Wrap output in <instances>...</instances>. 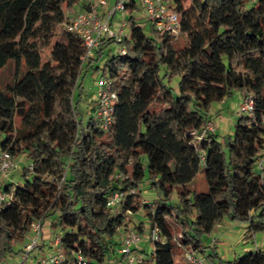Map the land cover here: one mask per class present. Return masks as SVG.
<instances>
[{"label":"trees","instance_id":"16d2710c","mask_svg":"<svg viewBox=\"0 0 264 264\" xmlns=\"http://www.w3.org/2000/svg\"><path fill=\"white\" fill-rule=\"evenodd\" d=\"M168 1L181 15L183 46L146 20L147 34L133 1L126 55L103 41L87 63L91 71L104 54L109 57L102 76L113 79L118 99L105 133L93 114L86 124L78 119L82 40L64 28L55 40L66 9L79 0H0V71L12 65L10 82L0 88V154L24 155L32 166L17 183H4L10 199L0 202V263L39 221L41 239L48 226L61 234L62 248L76 254L60 264H81L79 257L106 264L118 254L119 229L142 210L150 231L162 236L151 242V261L144 264H182L177 242L216 264V241L207 253L202 236L225 220L246 224L248 237L264 231V179L255 170L264 157V0ZM174 77L176 95L166 82ZM238 92L253 98V117L240 115L233 135L220 140L211 132L195 147L189 132L212 120L214 103ZM201 169L208 192L200 194L187 186ZM118 173L128 178L116 181ZM143 183L159 197L149 206L140 193L130 194ZM115 191L126 193L119 215L106 206ZM174 191L178 205L171 203ZM138 231L144 233V223ZM219 264H264V252Z\"/></svg>","mask_w":264,"mask_h":264},{"label":"built area","instance_id":"2783aa9c","mask_svg":"<svg viewBox=\"0 0 264 264\" xmlns=\"http://www.w3.org/2000/svg\"><path fill=\"white\" fill-rule=\"evenodd\" d=\"M135 0H117L111 4L108 0H79L82 6L80 10L71 9L65 13V20L62 27L77 34L85 47V62L95 57V52L103 41H110L116 48L115 54L126 55V42L130 34L126 33L128 27L126 16L129 15L128 5ZM248 5H254L258 0H245ZM142 17L146 19L159 33L168 34L176 39L180 37V18L181 15L172 8V3L168 0H140ZM84 65V64H83ZM79 81V78L77 82ZM113 79L109 76L103 77L99 82V90L95 98V110L93 118L98 128L107 133L110 132L114 123V105L117 102V94L113 91ZM239 115L253 117L254 101L251 96L244 97L239 105ZM264 123V121H263ZM216 131L214 122L209 121L202 129H194L189 132L193 138L195 147L211 132ZM31 169V164L28 165ZM259 168L263 172V161L259 162ZM18 170V163L8 152L0 154V202L10 199L3 192L4 182L13 172ZM116 181L122 182L128 175L118 173L114 175ZM134 189L130 194H134ZM126 200V193L115 191L107 197L106 206L113 215H119ZM149 206L150 203L144 202ZM130 214V213H129ZM125 228V233L119 243L117 253L122 257V264H144V257L136 253V247L144 240V235L130 227ZM41 221L33 226L34 239L23 248L20 259L21 264H30L31 258L41 240ZM255 239V236H254ZM147 240L154 243L162 240V236L157 229L150 231ZM61 234L54 237L53 244L56 251L50 255L42 257L36 264H60L64 257L62 253ZM213 241L212 245L214 244ZM177 248L183 254L184 264H211L200 253L192 248H186L177 242ZM81 264H88L81 257L78 258ZM1 264V263H0ZM98 264V263H93Z\"/></svg>","mask_w":264,"mask_h":264},{"label":"rangeland","instance_id":"374dc122","mask_svg":"<svg viewBox=\"0 0 264 264\" xmlns=\"http://www.w3.org/2000/svg\"><path fill=\"white\" fill-rule=\"evenodd\" d=\"M137 2L138 5V9H139V13H138V17L140 18V21L142 22H146V19H144L142 17V8H141V2L140 0H135ZM130 13V10H129ZM134 15L136 16L137 14L134 13ZM126 18L128 19V15L126 16ZM142 26L145 29V32L147 34L150 33V24L148 22L143 23ZM62 26L59 27L57 29V34L55 37V40H57L59 38L60 35V31L62 30ZM126 33L130 34V29L129 27L126 28ZM186 38L184 36H180L177 41L175 42V46L176 47H181L184 45ZM112 45V44H111ZM112 50L113 52H115L116 48L112 45ZM52 49L49 48L48 50H46L43 54V59L46 60L49 56L50 50ZM109 57L107 56V54H104L96 63L93 64V67L95 68H99L98 70H96L95 68L92 69L91 71L88 72V74L86 75V77H82V81L80 83L81 87H82V101L79 98V90H77L76 95H75V104L77 107V114H78V119L80 121L83 122V124H86L87 121L89 120V118L91 117V115L94 113V109L93 108L94 104L92 103V101L95 100L97 92L99 90V82L101 81V79L103 78L102 74H103V66L106 62V60ZM11 71H12V65L9 64L7 65V67L3 70L0 71V88L4 89L6 87V85L10 82L11 79ZM161 75H163V71H161ZM166 82L168 83V85H170L171 88H173L174 90V94L176 95L177 93V86H178V82H179V77H174L172 78L170 81H168V79H166ZM227 101H229L231 108L229 109L228 107L225 108V110L222 111V117L221 118H217L216 117V112L218 110L219 107V103H214L211 107V112L210 114L212 115V117H215L214 120H212L216 126V133L217 136L220 140H222L223 137H227L229 135H233L234 131H235V126L236 123L240 117V115L238 114L239 111V102H237L236 99H234V97L228 99ZM232 118V119H231ZM18 163V170L16 171V173H12V177L18 178L22 176L23 173V169L25 167H28V165L30 164V161L26 158V156L22 155L19 156L15 159ZM143 162L146 163V157L143 158ZM263 168H264V162H263ZM255 170L258 174H262V169L259 168V162L256 164L255 166ZM129 174L131 173V168H128ZM263 179H264V173H263ZM4 183H8L6 180ZM189 190L193 191V192H197V193H207L208 192V186H207V182H206V178H205V174L203 172V170L201 169V171L199 172V174H197V176L195 177V179L187 186ZM136 192L140 193L142 195V200L143 202H148L151 203L155 200H157L158 194L156 192V190L154 189H150L148 188L145 183L141 184L137 189ZM171 203L173 205H178L179 203V198L177 195V191H174L172 196H171ZM144 210H142L140 212V220L144 223V233L140 232L141 234H143L144 236H148L150 233V221L148 218L144 217L143 215ZM138 220L136 219V215H134L133 218H130L129 222H126L127 227L129 226L132 229H135L138 231ZM223 225H221V227H223L221 229V227L218 229L220 230V232H216V230L211 233V234H207V235H203L202 236V245L206 248V252L209 253L211 252V248H212V243L213 241L216 239L217 243H216V252L218 254V259H216V264H219V259L223 260L224 262L227 261H234L236 259H239L249 253L255 252L256 249H259L261 251L264 252V231H261L259 233H256L255 239L254 236H249L246 235V227L247 225L244 223H237V222H230L228 220H225V222L222 223ZM173 233H175V231H178V228L174 229L172 228ZM139 232V231H138ZM59 232H55L53 233V236L55 237ZM32 239H34V234L31 235L29 237L28 243H30L32 241ZM117 240V237L116 239ZM41 243V240H40ZM25 244V243H24ZM24 244H19L16 248H15V254L13 256H10L9 258H7L4 262H2L1 264H12L11 263V259L13 257H15V264H21V259H20V253L18 254L19 250L22 251V247ZM119 246V245H118ZM118 246H117V250H118ZM145 247V255H144V259L146 260H150L151 261V254L153 252V244L152 243H146L144 244ZM39 248V246L37 247V249ZM36 249V250H37ZM56 251V247L53 246V244L51 245V247L48 250V253H54ZM41 252L43 253L42 249ZM62 253H63V257L64 260H75L76 258V254L71 253L69 255V252L66 251L64 248H62ZM35 256H33L31 258V260H33ZM176 261L177 263H179V258L176 257ZM149 264H154V262H150ZM184 264V262L182 263Z\"/></svg>","mask_w":264,"mask_h":264},{"label":"crops","instance_id":"0c3cea01","mask_svg":"<svg viewBox=\"0 0 264 264\" xmlns=\"http://www.w3.org/2000/svg\"><path fill=\"white\" fill-rule=\"evenodd\" d=\"M109 1V3H111V4H113V3H115L117 0H108ZM71 9H74V10H80V9H82V6H81V4L79 3V4H77V5H73L72 7H69V8H67L66 9V12H68V11H70ZM65 12V13H66ZM97 52V51H96ZM96 52H95V57L94 58H92V59H95L96 58ZM88 61L89 60H87L85 63H84V65H83V70H82V77H86V75L88 74V72H89V70H88V68H87V63H88ZM234 99H236L237 100V102H239V104L241 103V101H242V99H243V96H242V94L240 93V92H238V93H236L234 96ZM80 100L82 101V94L80 95ZM92 103L94 104L93 106V108H95V100L94 101H92ZM226 107H228L229 109L231 108V106H230V103H229V101H227V100H225V101H223L222 103H220L219 104V107H218V110H217V112H216V117L217 118H221L222 117V111L223 110H225V108ZM215 119V117H212V120H214ZM232 119V118H231ZM215 132H217V131H215ZM217 134V133H216ZM262 161L264 162V157H263V159H262ZM14 173H16V172H14ZM264 173V168H263V172H262V174ZM20 178L21 177H18V178H13L12 177V174L10 175V177L6 180L7 182H9V183H17L19 180H20ZM140 213H138L137 215H136V219L138 220V224H139V226L141 225V223H143L140 219V215H139ZM140 218V219H139ZM223 222H225V221H223ZM222 222V223H223ZM221 225H223V224H221ZM221 225L220 226H218L219 228L221 227ZM138 226V227H139ZM129 227V226H128ZM137 227V228H138ZM218 227L215 229L216 230V232H220V230L218 229ZM223 227H221V229H222ZM126 229H127V227H126ZM214 230V231H215ZM125 228H123V229H121L120 231H119V234H118V236H117V240H118V243H120L121 241V238H122V236L124 235V233H125ZM28 240H29V238L26 240V242H25V244L23 245V247L21 248L22 250H23V248L25 247V245L26 244H28ZM53 241H54V236H53V232L49 229V227L47 226L46 228H45V230H44V235H43V238L41 239V243H40V245H39V248L35 251V253H34V258H33V260H31L30 261V264H36L38 261H39V259L40 258H42V257H45V256H47V255H50V252L48 253V250H49V248L51 247V245L53 244ZM215 241H216V243H217V240L215 239ZM146 243H151L150 241H148L147 240V236H144V240H143V242L140 244V245H138L137 247H136V253L137 254H139V255H142L143 257H144V255H145V247H144V244H146ZM53 246H54V244H53ZM119 247H120V245L118 246V249H119ZM41 249H42V251H43V253L41 252ZM21 254V253H20ZM52 254V253H51ZM11 263L12 264H15V257H13L12 259H11ZM106 264H122V258H121V256L119 255V254H117V255H115L112 259H110Z\"/></svg>","mask_w":264,"mask_h":264}]
</instances>
